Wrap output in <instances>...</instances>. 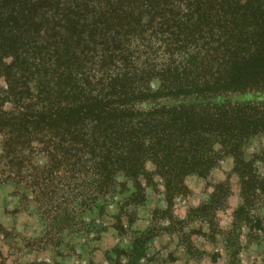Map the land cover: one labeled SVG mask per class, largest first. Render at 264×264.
Segmentation results:
<instances>
[{
  "label": "trees",
  "instance_id": "16d2710c",
  "mask_svg": "<svg viewBox=\"0 0 264 264\" xmlns=\"http://www.w3.org/2000/svg\"><path fill=\"white\" fill-rule=\"evenodd\" d=\"M259 136L264 0H0V183L49 227L105 210L121 179V209L161 185L171 203Z\"/></svg>",
  "mask_w": 264,
  "mask_h": 264
},
{
  "label": "rangeland",
  "instance_id": "374dc122",
  "mask_svg": "<svg viewBox=\"0 0 264 264\" xmlns=\"http://www.w3.org/2000/svg\"><path fill=\"white\" fill-rule=\"evenodd\" d=\"M244 159L238 173L227 158L207 177L189 176L171 203L161 185L121 209L134 192L121 179L105 210L64 228L49 227L24 186L0 183V264H264V136L245 146Z\"/></svg>",
  "mask_w": 264,
  "mask_h": 264
}]
</instances>
